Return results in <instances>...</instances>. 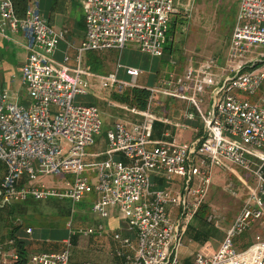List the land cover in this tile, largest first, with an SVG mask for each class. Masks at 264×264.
<instances>
[{"label":"built area","instance_id":"2783aa9c","mask_svg":"<svg viewBox=\"0 0 264 264\" xmlns=\"http://www.w3.org/2000/svg\"><path fill=\"white\" fill-rule=\"evenodd\" d=\"M75 1L83 8L86 38L72 67L68 54L63 62L53 58L66 32L49 24L39 0L29 3L23 18L17 15L13 0H0V27L22 31L28 40L29 55L21 76L30 99L26 107L18 95L0 91V162L7 167L0 182V208L29 199L80 203L95 192L92 212L107 220L116 211L118 220L128 226L114 235L126 249L118 252L124 261L108 264H180L187 230L209 197L213 169L232 171L234 165L252 174L253 186L244 181L250 196L226 229L217 253L211 257L197 253L193 264H264V231L246 250L234 248V238L256 223L261 222L264 229V96L260 103H253L234 95L238 91L255 96L264 84V0H240L225 64L215 59L190 64L183 77L171 72L151 88L137 84L142 71L133 67L124 68L128 82L117 73L97 77L118 94L139 88L150 97L145 109L110 103L123 116H111L108 149L91 156L96 160L108 156L90 164L98 172L94 185L84 176L86 148L94 145L107 117L98 107L76 103L78 96H87L91 89L87 80L91 71L82 57L93 51H123L127 44L136 43L143 53L162 58L181 0ZM156 96L186 103L191 109L184 119L199 118L202 135L190 143L169 134L155 140L158 122L188 129L152 111ZM115 154H122L124 161H115ZM58 173L73 176L74 182H67L68 188L62 190L37 186L40 175ZM152 178L178 188L158 189ZM216 218L211 215L209 222ZM78 234L103 239L107 228L100 223ZM28 260L29 264H98L74 261L69 238L61 251L31 253ZM19 261L15 240L0 242V264Z\"/></svg>","mask_w":264,"mask_h":264},{"label":"rangeland","instance_id":"374dc122","mask_svg":"<svg viewBox=\"0 0 264 264\" xmlns=\"http://www.w3.org/2000/svg\"><path fill=\"white\" fill-rule=\"evenodd\" d=\"M39 1L41 3V14L48 20L63 18L64 16H72L79 23L84 20L82 5L75 0ZM239 4L240 0H201L200 2L198 0H181L178 13L171 24V29L172 27L173 29L168 33V39L171 37V42L168 40L165 46L167 49L172 44V54L170 56L154 58L143 53L140 50V46L136 43L127 44L123 51L108 49L88 52L83 55V62L88 61V63H84V66L90 67V71H92L91 74H88L87 80L90 84H96L98 83V76L107 77L110 72L116 73L118 68H120L119 71L123 72L125 67L131 66L143 70L144 75L139 78L140 83L149 75L151 81L148 85H155L158 75L173 71L178 76H181L183 70L188 65L190 66V64L202 63V61L208 59H215L218 63L224 64L228 59V51L234 28V25L230 26L229 22H225L224 15L234 11L235 16H231L235 19ZM221 11H223V14ZM57 22L58 20L55 22V26L59 27ZM170 62L177 63V68L180 71L177 68H172ZM101 84L103 85L102 88H95V93H93V89H90L87 96H78L76 103L84 105L92 103L99 108L101 107L106 113L111 114L113 107L108 104V101L115 100V92L107 84L102 82ZM234 95L242 100L260 103V98L264 96V84L255 96L238 91H235ZM24 96L26 97V93H24ZM205 100L206 102L209 100L207 95L205 96ZM204 108H206V105H204ZM186 109L187 104L161 96L154 97L152 103V111L156 115L170 120H175V112H183ZM192 111L195 112L194 110ZM179 122L188 127L186 130L179 129L175 131V136L180 142L190 143L195 139L199 131L202 132L203 124L199 118L195 121H186L180 118ZM109 128L110 126L106 125L100 135L95 137L94 145L86 148L87 158L84 160L86 165L84 176L90 179L91 185L96 183L98 172L96 167L90 166V164L100 161L92 159L91 156L107 151V132ZM163 129L164 126L162 124L157 123L155 125L157 133L162 132ZM195 132L197 133L195 134ZM101 159L106 160L108 156L101 157ZM113 159L115 161H124L122 154H115ZM231 170L228 171L219 167L213 169L211 191L205 204L210 211L207 213L206 208H204L199 214L200 217L207 219V222L213 225L211 226L210 239L205 245H200L192 243V240H189L191 238L187 237L184 247L180 250V264H193L197 253L210 257L215 255L226 235V229L234 222L235 217L249 198L248 187L242 180L253 186L254 178L252 174L234 165H231ZM6 174L7 167L5 163L0 162V182ZM38 180L37 186L45 184L50 188L62 190L68 188L67 182H74V177L58 173L50 176L40 175ZM154 181V178H152L153 183ZM97 197V194L93 192L84 196L80 203H73L68 199L44 201L29 199L28 201L16 202L4 210L5 214L2 216V221H0V241L1 239L6 240L8 238L7 233L12 229V225L16 226V222H23V231L28 227L34 230L33 235H26L28 240L59 242L63 248V241L68 238L70 239L72 231L78 234L80 230H86L97 224V216L92 212V207ZM17 210H20L23 215L15 213ZM8 213H13L11 214L12 217ZM211 215L217 217L213 222H209ZM195 223H197V220L192 226H196ZM111 224L112 227L116 225L114 222ZM260 224L261 222H258L248 232L236 236L234 238V248L238 251H244L252 245L256 235L264 231L261 228L262 226L260 227ZM124 225L125 230H128V226ZM80 250L76 249L73 252L74 261H84L90 257L89 253L94 252L91 248L89 250L86 247L85 250L88 252V255H85Z\"/></svg>","mask_w":264,"mask_h":264},{"label":"crops","instance_id":"0c3cea01","mask_svg":"<svg viewBox=\"0 0 264 264\" xmlns=\"http://www.w3.org/2000/svg\"><path fill=\"white\" fill-rule=\"evenodd\" d=\"M40 8H41V3H40ZM45 19L49 22V24L54 29H56L58 31H65L66 32V38L64 41H62L60 43L58 50L53 55V58L58 62H63L65 56L68 54L71 57V60L69 62L70 65L72 67L76 66L77 65V57H78L77 49L85 41V38H86L85 20H83L82 22L79 23L78 20L76 18H73L72 16H70V17L64 16L63 18H61V17L60 18H54L52 20L51 19L48 20L45 17ZM57 20H58L57 23H58L59 27L55 26V22ZM27 44H28V40L22 31L12 32L8 27H3V28L0 27V91L1 92L8 91L11 95H18L19 103L23 106H26V107L30 104V99L28 97L27 89L24 87V85L22 83L21 72H22V68L26 62V59L29 55V52L27 49ZM83 58H84V56L82 57V63L84 65V63H88V61L83 62ZM170 64H171V62H170ZM221 64H223V63H221ZM171 66H172V68H177V63L174 66L171 64ZM86 67H88V66H86ZM129 67H131V66H129ZM188 67H189V65L183 70V74L181 75L182 77L184 76L185 71L188 69ZM133 68H136V67H133ZM119 69L120 68H118L116 70L118 78L120 80H123V81H127V82L130 81V77L126 74L125 70L122 72L121 70L119 71ZM137 69H139V68H137ZM177 69H179V68H177ZM141 71H142V74L140 75V77L142 75H144L143 70H141ZM178 71H180V69ZM171 72H173V71H170L168 73L166 72L165 74H162L160 76L158 75L157 76L158 79L156 78L157 81L155 80L156 81L155 85H148V83L151 81L149 75H147L145 80L144 81L142 80L141 83L139 82L140 81L139 80L140 77H139L137 80V84L141 87H146V88L155 87L158 85L159 80H161L163 77L169 75V73H171ZM112 73L113 72H110V74H112ZM102 86L103 85L101 84V82L98 81V83H96V84H91V89H93V93H95V91H94L95 88H99V87L102 88ZM135 89H139V88H135ZM113 92H115V91H113ZM24 93H26V97L24 96ZM114 95H120V94L115 92ZM180 102H182V101H180ZM26 103H27V105H26ZM110 103L126 104L123 102H118L117 100L108 101L109 105H110ZM147 103H148V101H147ZM89 106H95V105L90 104ZM95 107H97V106H95ZM146 107H147V105H146ZM99 109H101L103 111V109L101 107ZM190 109L191 108H189L187 106L186 111L190 110ZM186 111L175 112V114H174L175 120H170V119L169 120L174 122V123H180L179 120H180V118L184 119V113ZM103 113H105V115L107 117V125L112 123V119H110L111 116H114V117L123 116V112L117 108H113L111 110V114H108L105 111H103ZM158 123H160V122H158ZM160 124H162L164 126V129L162 132L157 133V131H155V127H154V139L155 140L165 139L167 134L175 135V131L179 130L178 128H175L169 124H164V123H160ZM182 125H184V124H182ZM202 131H203V129H202ZM196 133L197 132H195V134ZM201 135H202V132L199 131L198 134L195 136V139L200 137ZM98 160H102V159H98ZM154 180L157 183V185L161 182L167 183L165 181L158 180L157 178L156 179L154 178ZM242 181L244 183L245 180H242ZM168 188H172L174 190H177L178 187L176 185L169 184ZM165 189H167V188H165ZM112 222H114L116 224V225H114V227H112V224H111ZM100 223L104 224L105 227L107 228V235L109 233L111 234L113 231H117V232H120V231L124 232L125 231V228L123 227L124 222H120L118 220V217L116 215V211H112L111 217L107 220H101L100 218L97 217V224H100ZM93 226H95V225H93ZM33 234H34V230H33V233L31 235H33ZM102 240L103 239H101V242H102ZM29 241H31V240H29ZM64 241H63V244H64ZM106 241H108V239H106ZM97 247L100 250L99 251L94 250L96 253L92 256L93 257L96 256L97 259L102 260V261L109 260V256H108L109 254H106V252L108 250H110V245L108 243L107 244L102 243V244L96 245L95 248H97ZM38 251L41 252L39 250V246L38 245H32L30 253H35ZM88 259L91 260L90 258H88Z\"/></svg>","mask_w":264,"mask_h":264},{"label":"trees","instance_id":"16d2710c","mask_svg":"<svg viewBox=\"0 0 264 264\" xmlns=\"http://www.w3.org/2000/svg\"><path fill=\"white\" fill-rule=\"evenodd\" d=\"M31 1L32 0H13L16 13L19 17L23 18L25 16L28 5ZM200 1L201 0H198V2H200ZM221 13L223 14V11H221ZM231 15L235 16V12L231 11V12L225 14L224 20H225V22L226 21L229 22L230 26L231 25L233 26L236 18L234 19ZM172 29H173V27H172ZM172 29L170 31H172ZM170 42H171V40H170ZM165 54H166V56H163V57H168L172 54V44H171V46H168L167 49L165 48L164 55ZM149 97H150V93L148 91L141 90V89H131V88L127 89L124 94L114 95V99L117 100L118 102H123V103L129 104L131 106H136L140 109H144L146 107ZM168 187H169V184L164 183V182H161L157 185L158 189H165ZM50 200H53V199H50ZM204 208H206L207 213H208V211H210V209L208 208L207 205H204L202 207L201 211ZM5 209L6 208H4V209L0 208V221H2V219H3L2 216L5 214L4 213ZM201 211L199 212V214L201 213ZM15 213L20 214L21 216L23 215V213L20 210H17V212H15ZM11 214H13V213H8V215L10 217H12ZM199 214L191 222V224L187 230V233H186V238L187 237L191 238L189 240H192V243L194 242V243H197L200 245H205L208 242V240L210 239L209 237L211 236V234H210L211 226H213V225L211 223H208L207 219L200 217ZM5 220L7 221V219H5ZM196 220H197V223H195L196 226H192ZM16 224H17L16 226L12 225V229H10V231L8 232V238L6 240L1 239V241L7 242L10 240H15V248L17 249V251L20 254V261L17 264H29L28 256L31 254L30 251H31L32 245H38L39 250L41 252H49V253L50 252H58L59 250L61 251V249H63L62 245L59 242H45V241H35V240L29 241L26 238V235L31 236V234L33 233V232L31 234L27 233V230L30 227H28L27 229H25V231H23V224L20 222L19 223L16 222ZM116 233H118V232L113 231L111 234L109 233L106 236L107 238L105 237L106 239H108V241H106V239L103 238L102 242H101V238H97L95 236L83 237L79 234H74V235L72 234L70 236V240H71L72 246H74L73 252H75L76 249H81L80 251H82L83 254L88 255V252L85 250L86 247H88L89 250L91 248L93 251L94 250L99 251L100 249H98V247L95 248L96 245L102 244V243L103 244L108 243L110 245V250H108L106 252V254H109L108 255L109 260L102 261V260L97 259L96 256L93 257L92 255H94L96 253L94 251L93 253H89V255H90L89 258L91 260L86 258L84 261H76V262H92V263H98V264H108V263H113V262L124 261V258H123L124 256L118 255V252H125L126 249L120 241H116L114 239V235ZM135 245H136V243H135Z\"/></svg>","mask_w":264,"mask_h":264}]
</instances>
